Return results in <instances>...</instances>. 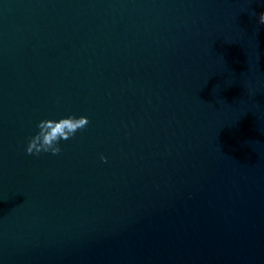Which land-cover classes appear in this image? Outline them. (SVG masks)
<instances>
[{"label":"water","instance_id":"1","mask_svg":"<svg viewBox=\"0 0 264 264\" xmlns=\"http://www.w3.org/2000/svg\"><path fill=\"white\" fill-rule=\"evenodd\" d=\"M261 12L0 0V264H264ZM69 114L58 155L25 152Z\"/></svg>","mask_w":264,"mask_h":264},{"label":"clouds","instance_id":"2","mask_svg":"<svg viewBox=\"0 0 264 264\" xmlns=\"http://www.w3.org/2000/svg\"><path fill=\"white\" fill-rule=\"evenodd\" d=\"M258 23L264 25V12L259 14ZM88 124L89 119L84 115L77 117L69 114L58 119H41L36 125L38 131L27 142L25 152L29 155H39L42 152L58 155L61 152L60 141L69 140ZM101 159L106 160V157L101 156Z\"/></svg>","mask_w":264,"mask_h":264}]
</instances>
